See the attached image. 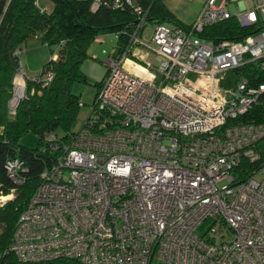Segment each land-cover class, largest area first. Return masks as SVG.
Wrapping results in <instances>:
<instances>
[{"label": "built area", "instance_id": "obj_1", "mask_svg": "<svg viewBox=\"0 0 264 264\" xmlns=\"http://www.w3.org/2000/svg\"><path fill=\"white\" fill-rule=\"evenodd\" d=\"M233 1L206 0L187 26L152 21L156 67L128 58L149 23L140 2L112 1L138 21L108 56L81 128L51 142L55 158L9 247L20 263L264 264V0ZM230 18L251 32L202 36ZM230 71L238 79L222 88ZM25 75L20 67L14 114ZM21 166H6L14 181Z\"/></svg>", "mask_w": 264, "mask_h": 264}, {"label": "trees", "instance_id": "obj_2", "mask_svg": "<svg viewBox=\"0 0 264 264\" xmlns=\"http://www.w3.org/2000/svg\"><path fill=\"white\" fill-rule=\"evenodd\" d=\"M49 1L52 6L46 10L38 0H0V195L14 191L12 198L0 203V264H23L9 249L15 226L42 183V172L55 158L51 142L63 140L68 133L75 132L71 128L83 104L74 92V86L88 82L81 65L88 56L89 45L99 36L116 32L120 33L119 44L138 21L131 8L121 3L114 7L113 0ZM97 1V7H93ZM138 1L148 24L152 21L183 24L162 0ZM249 29L250 26L242 27L230 18L205 27L202 36L208 40L241 39L251 32L252 28ZM38 33L42 43L49 48L50 59L38 77L31 79L25 75L26 96L14 114L9 100L21 67L19 48ZM45 71L47 76L42 77ZM258 112L260 109L255 108L244 117L251 119L252 114ZM57 130L62 134L59 135ZM29 132L38 138L34 147L20 141ZM15 159L22 162L18 182L10 177L6 167ZM64 263L80 264L61 259L39 264Z\"/></svg>", "mask_w": 264, "mask_h": 264}, {"label": "rangeland", "instance_id": "obj_3", "mask_svg": "<svg viewBox=\"0 0 264 264\" xmlns=\"http://www.w3.org/2000/svg\"><path fill=\"white\" fill-rule=\"evenodd\" d=\"M164 5L171 11V13L177 17L179 21H181L185 26L189 25L196 17L198 12L200 11L203 3L206 0H162ZM38 3L41 6H45L47 3L49 6L51 2L46 0H38ZM244 4L247 8H251L253 3L251 0H244ZM244 5L234 0L229 3V7L231 9L241 8ZM166 24H171L168 21H165ZM152 29L148 24L144 26L141 31L140 37L142 42L144 43L141 46L135 47L132 52L133 55L137 48H140L143 53L146 55L145 62H139L142 65L150 64L153 67L157 66V61L155 54L151 51V49L147 46H151L150 37H151ZM99 38V37H98ZM119 41L118 34H105L103 37V41H97L96 39L89 45L87 53L88 56L82 62V71L86 75L88 82H83L76 84L74 86V92L79 95L81 105L74 124L72 125V130L76 131L80 128L83 121H85L86 116L90 112L91 105L93 104L94 97L99 89V84L101 85L106 77V61L109 55H112L116 51V46ZM20 51V60H21V68L25 71L28 78H35L40 75L42 67L45 63H47L50 59V51L49 48L42 43L40 33L35 34L27 43L21 45L19 48ZM137 56V55H136ZM133 58L132 55L129 56ZM138 57V56H137ZM139 58V57H138ZM147 66V65H146ZM47 76V71L43 73L42 77ZM188 79L194 80L195 75L190 73L188 75ZM238 79V74L234 71H230L227 75L221 80L222 88H230L234 85V83ZM59 135L62 134V131H58ZM21 143L25 146L34 147L38 144V138L35 134L29 132L24 134L21 139ZM259 148L264 152V139L259 143ZM12 196L9 195H1L0 200H8L6 198ZM206 226H204L201 230H205ZM66 264V263H64Z\"/></svg>", "mask_w": 264, "mask_h": 264}, {"label": "crops", "instance_id": "obj_4", "mask_svg": "<svg viewBox=\"0 0 264 264\" xmlns=\"http://www.w3.org/2000/svg\"><path fill=\"white\" fill-rule=\"evenodd\" d=\"M44 2H46V0H43ZM252 2V1H251ZM44 8H46V10H50L51 9V6H49L47 3H45V6H43ZM117 45H118V43H117ZM117 47V46H116ZM154 54V53H153ZM139 57H137V56ZM132 57L133 58H130L129 56H128V58L130 59V60H132V61H134V62H137L138 64H139V62H145V59H146V55L143 53V51L140 49V48H137L136 50H135V53H134V55L132 54ZM156 57V56H155ZM130 62V61H129ZM140 65V67H142V66H146V65H142V64H139ZM140 71V70H139ZM141 72V71H140Z\"/></svg>", "mask_w": 264, "mask_h": 264}, {"label": "bare ground", "instance_id": "obj_5", "mask_svg": "<svg viewBox=\"0 0 264 264\" xmlns=\"http://www.w3.org/2000/svg\"><path fill=\"white\" fill-rule=\"evenodd\" d=\"M129 64V63H128Z\"/></svg>", "mask_w": 264, "mask_h": 264}]
</instances>
